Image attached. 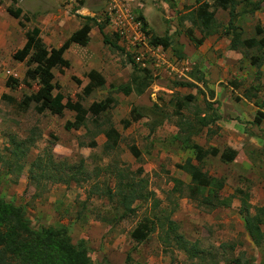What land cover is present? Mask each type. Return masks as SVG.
<instances>
[{
  "label": "rangeland",
  "instance_id": "rangeland-1",
  "mask_svg": "<svg viewBox=\"0 0 264 264\" xmlns=\"http://www.w3.org/2000/svg\"><path fill=\"white\" fill-rule=\"evenodd\" d=\"M140 1L124 3L148 42L152 43L151 35L168 34L175 40L174 48L161 44L159 56L137 52L115 33L102 12L103 0H0V196L22 205L34 226L66 225L72 242L84 239L99 264H264V239L249 238L245 211L239 210L248 205L246 214H254L255 207L264 203V66L249 58L264 53V47L239 45L242 59L229 63L231 36L224 30L230 14L228 8L212 6L214 29L224 39L217 38L210 49L206 76L199 68L204 60L196 51L191 53L197 46L187 36L188 29L201 35L185 17L197 6L195 0ZM246 1L235 2V31L239 39L264 38V0H253L260 2L253 13L243 11ZM9 7L20 9L19 16L14 17ZM85 22L91 25L87 43H70L63 53L69 65L52 69L53 93L59 91L64 103L78 101L86 109L84 124L67 129L65 123L75 116L69 108L58 115L38 111L33 101L22 107V98L39 85L37 78L25 76V70L39 68L40 60L28 65L14 59L13 52L25 43L26 32L38 27L46 56ZM98 22L104 33L117 37L123 50L103 42ZM91 69L104 77V83L85 94ZM142 71L150 80L142 94L118 89ZM197 73L203 75L204 85ZM185 94L194 97L178 108L176 102ZM227 97L241 104L245 114L239 112L238 119L224 116L221 125L203 127L187 142L177 138L182 133L179 124L195 122L203 113H218L221 99ZM136 106L152 108L162 115V122L150 130L147 123L155 113L147 111L148 117L124 125ZM256 121H261L258 130ZM110 127L117 132L114 140L105 135ZM230 141L239 150L232 161L223 162L219 153ZM192 142L218 153L197 160ZM195 167L212 179L201 195L225 198L226 204L212 207L200 196L188 195ZM123 197L131 199L134 212L111 225L115 207L123 209ZM145 219L148 235L137 242L131 230ZM262 227L264 231V223Z\"/></svg>",
  "mask_w": 264,
  "mask_h": 264
},
{
  "label": "trees",
  "instance_id": "trees-1",
  "mask_svg": "<svg viewBox=\"0 0 264 264\" xmlns=\"http://www.w3.org/2000/svg\"><path fill=\"white\" fill-rule=\"evenodd\" d=\"M197 6L190 9L185 13V17L191 20V22L199 29L201 35L198 37L194 35L191 29L187 30V36L190 41L195 45H198L202 40L213 32L215 25V11L211 9L212 6L221 7L227 9L230 14V19L227 24V28L224 33L230 35L229 48L239 49L241 47L252 48L256 47L261 49L264 47V38L261 37L256 39L254 37L239 39V33L235 31L234 26V5L236 0H215L213 3H209L207 0H195ZM249 5V6H248ZM260 7L259 1L249 0L246 1L244 12L253 13ZM8 11L14 16L18 17L20 9L8 8ZM143 21V17H139ZM92 17L86 16V20H90ZM145 25V22L143 23ZM98 29L102 34L103 42L112 48L123 50L115 39H112L110 35L103 32V24L98 22ZM91 25L87 22L82 24L78 29L74 30L70 36L59 46L51 47L49 53L45 56L46 46L39 36V28L34 27L33 29L26 32V41L22 47L18 48L13 52V58L19 61L26 60V63H31L40 60L39 68H27L25 70V76L31 79H38L37 89L28 95H25L21 104L24 108L31 101L38 103V111L49 110L53 114L60 115L64 108H69L75 112L74 119L65 123V128L78 129L85 122L86 109L78 101L63 102V95L61 92L53 93V89L56 87L53 82L52 69L54 67H67L69 62L63 57L64 50L69 46L70 43H77L85 45L89 39V31ZM256 31L261 33L262 30L257 28ZM115 35V34H114ZM152 43L162 44L164 47L171 46L174 48L175 40L170 35L165 34L164 36L151 35ZM176 50L179 55V51ZM28 56V57H27ZM251 63H257L264 66V53L261 55H249ZM133 64L134 62L130 60ZM259 61V62H258ZM135 66V65H134ZM146 71V69H143ZM135 72V71H134ZM140 75L139 72L131 75L130 83H123L118 85V89L124 94H129L132 91L136 94H142L145 88L149 85L150 80L147 72H143ZM89 82L84 86L83 92L89 94L94 88L103 85L104 77L96 70L91 69L87 73ZM197 80H200L202 84H205V79L202 74L197 73ZM13 82H17L13 79ZM180 86H190L193 83L190 82H178ZM194 95L185 94L181 100L176 102V106L181 108L184 103L190 102ZM207 105V104H206ZM101 106L105 107L104 102H101ZM147 111L155 113V118L147 123L150 130H154L162 122V115L146 106H136L130 111V120L124 121V125H128L130 121H135L141 117H145ZM179 113V111H176ZM220 116L217 113H205L204 116L198 117L195 122L185 121L179 124V129H182V133H177V138H182L183 141H188L192 135L200 133L203 127L207 126L210 122L219 119ZM257 122V121H256ZM259 122V121H258ZM107 139H115L117 132L114 128L110 127L105 131ZM190 148L193 149L195 157L200 160L202 156L210 154L212 156L217 155L218 150L216 148L204 149L201 145L192 142ZM134 150V147H131ZM136 153V150L135 152ZM236 150L227 147L219 153V158L223 162H229L234 159ZM179 182V181H178ZM212 179L208 178L207 175L202 172L199 168L195 167L191 173V182L187 185L188 195L192 198H201L203 204H210L215 207L219 204H226L225 198H218L211 195H201L202 189L211 186ZM220 186V185H219ZM200 194V195H199ZM130 201L128 197H123L121 206L122 211L115 207L113 211V217L110 219L111 225H115L119 220L124 218L127 214H132L134 208L130 207ZM212 201L216 204L213 205ZM260 211L254 214H246L245 209V227L249 238L253 241L264 239V231L261 230L260 224L264 223V206L256 207ZM145 219L142 222H138L135 227L131 230V237L140 242L144 240L148 235V223ZM174 228L171 226L170 230ZM181 239V237H180ZM0 264H99L92 251L88 248L84 239H79L73 243L69 234V228L64 224L58 225H37L34 226L31 223V219L27 216L25 208L14 203L12 200L6 199L0 196Z\"/></svg>",
  "mask_w": 264,
  "mask_h": 264
},
{
  "label": "built area",
  "instance_id": "built-area-1",
  "mask_svg": "<svg viewBox=\"0 0 264 264\" xmlns=\"http://www.w3.org/2000/svg\"><path fill=\"white\" fill-rule=\"evenodd\" d=\"M76 2L79 0H69ZM105 7L103 13L106 19L113 25L115 33L132 45L137 52L146 50L153 56L163 53V46L158 43H149L147 34L141 29L140 22L131 7L124 3V0H103Z\"/></svg>",
  "mask_w": 264,
  "mask_h": 264
},
{
  "label": "crops",
  "instance_id": "crops-1",
  "mask_svg": "<svg viewBox=\"0 0 264 264\" xmlns=\"http://www.w3.org/2000/svg\"><path fill=\"white\" fill-rule=\"evenodd\" d=\"M144 1L145 0H141L140 3H145ZM147 8L148 7H146L145 10H148ZM217 38L224 39V38L221 37V35L219 33L213 32L210 35L206 36L202 40V42L200 44L196 45L197 47L196 48H193L192 51H191V53H194L196 51L197 55L204 60V61H202V65L201 66L199 65L200 66L199 68L204 73V75H206V76H207L206 71H207V68H208L207 66L210 63V61H208L207 58H209V56L212 55L210 53V49L213 48V45L215 44V40ZM217 41H220V40H217ZM239 53H240L239 49H230L229 50V61L228 62L235 64V63L238 62L239 58L241 60L242 59L241 58V55H240L241 53L240 54ZM199 62L200 61H197V63H199ZM211 86H212V88L215 89L217 87V84L214 83V82H212ZM231 99L232 98H229V97H227L226 99H221L222 104H223V107L221 106L222 107L221 111L219 109L218 110V113H217L220 116V118L217 119V120H215V121H213V122H210L207 126H205L207 130L212 126V124L221 125L224 122V120H223L224 119V116H227L228 115L229 117H227V118L238 119L239 118V112H242V113L245 114V112L241 109V104L236 103V102H234V103L232 102L231 103L230 102ZM244 100H246V99H244ZM250 108H252V107H250ZM203 114H202V116H203ZM232 122L233 121H231V123ZM260 123H261V121L259 123L258 122L257 123H254L255 124V130L256 129L258 130L257 125H259ZM238 127H239V129H242V131H244V129H245L244 125H241V124H238ZM239 137H241V136H239ZM227 147H230V148H232V149H234L236 151L239 150L238 149L239 146L235 142H232V141L229 142V145ZM261 206H264V203H263V205L256 206V207H261ZM256 207H255V209L253 211H260ZM248 208H250L248 205H243L242 207H240L239 210L240 211H246L245 209H247V211H249ZM260 227H261V230L263 231L262 224H260Z\"/></svg>",
  "mask_w": 264,
  "mask_h": 264
}]
</instances>
